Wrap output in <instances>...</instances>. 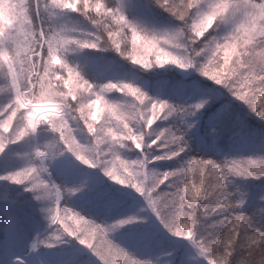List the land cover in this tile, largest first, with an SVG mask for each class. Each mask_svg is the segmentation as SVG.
<instances>
[{
  "label": "clouds",
  "instance_id": "obj_1",
  "mask_svg": "<svg viewBox=\"0 0 264 264\" xmlns=\"http://www.w3.org/2000/svg\"><path fill=\"white\" fill-rule=\"evenodd\" d=\"M0 264H264V0H0Z\"/></svg>",
  "mask_w": 264,
  "mask_h": 264
},
{
  "label": "trees",
  "instance_id": "obj_2",
  "mask_svg": "<svg viewBox=\"0 0 264 264\" xmlns=\"http://www.w3.org/2000/svg\"><path fill=\"white\" fill-rule=\"evenodd\" d=\"M222 100H223V103L229 102V103L232 104V111H233L234 113H235V112H238V113H240L242 116L246 115V110L243 108L242 105H240L239 102H237V101H228V98H227V97L222 98ZM215 107H219V103H217ZM214 110H215V109H213V111H214ZM210 114H211V113H207V114H205V118H207V116L210 115ZM248 123H249L251 126H257V125H256V121L253 120V119L250 118V117L248 118Z\"/></svg>",
  "mask_w": 264,
  "mask_h": 264
},
{
  "label": "snow or ice",
  "instance_id": "obj_3",
  "mask_svg": "<svg viewBox=\"0 0 264 264\" xmlns=\"http://www.w3.org/2000/svg\"><path fill=\"white\" fill-rule=\"evenodd\" d=\"M217 103H219V107H215ZM213 109L215 110L213 111ZM226 109H227V105L223 103V100L221 98L218 99L215 103H212L211 106L208 107L205 114L211 113V114H215L217 117H223L225 115Z\"/></svg>",
  "mask_w": 264,
  "mask_h": 264
}]
</instances>
